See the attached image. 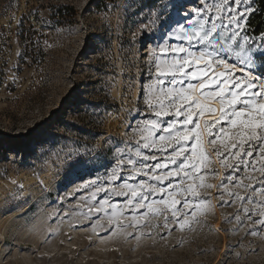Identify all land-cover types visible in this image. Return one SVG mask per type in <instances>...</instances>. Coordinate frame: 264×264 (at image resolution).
<instances>
[{"label": "rangeland", "instance_id": "rangeland-1", "mask_svg": "<svg viewBox=\"0 0 264 264\" xmlns=\"http://www.w3.org/2000/svg\"><path fill=\"white\" fill-rule=\"evenodd\" d=\"M184 6L202 7L198 0H0V264H264V228L253 235L246 218L237 225L239 201L214 197L216 206L184 229L169 230L154 216L119 229L109 222V205L126 202L110 189L147 179L118 163L140 138L128 125L151 116L140 95L155 75L150 53L183 42L178 24L192 26L178 11ZM250 174L259 175L241 168L236 176L248 184ZM90 184L106 191L93 199ZM101 200L104 210L89 217ZM131 215L126 209L119 219L128 224Z\"/></svg>", "mask_w": 264, "mask_h": 264}, {"label": "snow or ice", "instance_id": "snow-or-ice-1", "mask_svg": "<svg viewBox=\"0 0 264 264\" xmlns=\"http://www.w3.org/2000/svg\"><path fill=\"white\" fill-rule=\"evenodd\" d=\"M253 2L198 0L202 7H181L179 13L192 25H177V39L183 42L161 47L160 55L150 53L155 75L141 85L140 95L151 116L141 125H128L140 138L129 147L131 155L125 153L118 163L121 169H134L133 179H147L125 183L120 191L110 189L126 198L122 207L109 205V222L115 221L117 229L140 226L149 216L163 217L169 230L184 229L215 207L217 196L222 205L239 201L244 217L238 209L235 220L243 225L246 218L249 234L264 228V33L254 37L246 32ZM241 168L259 175L250 174V183H240L236 173ZM210 176L218 183L209 182ZM229 185L246 194L230 191ZM86 187L96 188L93 199L106 191L95 184ZM107 204L101 200L87 215ZM126 209L132 213L128 224L119 219Z\"/></svg>", "mask_w": 264, "mask_h": 264}, {"label": "trees", "instance_id": "trees-1", "mask_svg": "<svg viewBox=\"0 0 264 264\" xmlns=\"http://www.w3.org/2000/svg\"><path fill=\"white\" fill-rule=\"evenodd\" d=\"M62 10L60 12L65 11L64 14L66 16H73L74 11L66 6L60 7ZM253 13L250 14L249 19L246 23V32L254 37H259L261 33H264V0H254L253 2ZM30 26V25H29ZM24 40L27 42H32V34L24 35Z\"/></svg>", "mask_w": 264, "mask_h": 264}]
</instances>
